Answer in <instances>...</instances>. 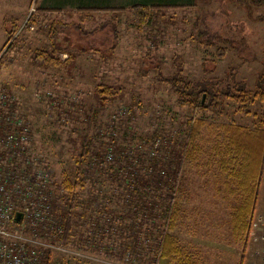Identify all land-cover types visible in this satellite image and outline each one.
<instances>
[{
    "label": "rangeland",
    "instance_id": "obj_1",
    "mask_svg": "<svg viewBox=\"0 0 264 264\" xmlns=\"http://www.w3.org/2000/svg\"><path fill=\"white\" fill-rule=\"evenodd\" d=\"M136 1L0 0L2 128L12 115L28 123L27 143L51 171L52 195L66 196L64 179H73L87 145L103 154L116 150L113 169L108 159L105 166H84L86 180L76 187L69 239H55L81 254L52 249V259L144 264L118 256L119 244L130 242L140 228L133 224L138 219L118 220L120 213L135 209V195L122 192L120 179L127 165L123 157L132 155L127 147L148 148L158 134L159 158L174 185L172 233L182 252L195 264H264V168L250 180L256 205L241 229L234 220L248 194L243 157L226 152L234 134L249 144L245 158L254 147L264 159V6L247 11L241 0H152L156 6L141 25L127 8L112 9ZM177 73L192 88L205 89L200 98L218 91L217 110L178 104L166 81ZM240 84L246 105L225 94L227 85ZM103 85L115 91L105 103L97 98ZM153 160L144 157L141 168ZM168 189L155 193L152 187L148 196L161 200ZM57 203L66 210L64 200ZM156 219L150 217L139 232L146 233ZM156 264L173 263L157 258Z\"/></svg>",
    "mask_w": 264,
    "mask_h": 264
},
{
    "label": "trees",
    "instance_id": "obj_2",
    "mask_svg": "<svg viewBox=\"0 0 264 264\" xmlns=\"http://www.w3.org/2000/svg\"><path fill=\"white\" fill-rule=\"evenodd\" d=\"M245 4L247 11L251 9V6H264V0H241ZM116 8H127V10L131 13L133 21L139 25L144 24L150 15V9L156 6V2L150 1H136L132 4H129L128 7H124L122 5ZM226 40V39H225ZM229 42V39L227 40ZM225 52L224 49L219 48V55H223ZM168 84L173 88L175 92V96L177 99V103L180 105H189L193 107V109L198 110H206V109H215L217 110L218 103H216L218 91L210 90L208 93L202 98H200V92L205 91L204 88L194 89L192 88L191 82L186 81L181 74L177 73L172 77L167 78L166 80ZM114 94V90L107 86L103 85L97 90V98L101 101V103H105L113 98V95H109V92ZM245 88L243 84L238 85L237 87H231L227 85L225 94L231 98L236 99L241 102L242 105H246L247 98L245 94ZM261 91V97L264 99V90ZM194 137V135L192 134ZM153 142L148 144V148L137 145H130L127 147L132 151V155L123 159L126 161L127 165H125V173H123L122 181L124 183L123 189L124 193L127 192L128 195H135L132 198V203L135 204V209L132 207L128 208L127 213H120L118 216L120 221H123L124 217L129 218V220H137L136 224L141 228L142 224L146 223L150 217H158L156 222L150 221L151 226L146 227L143 234L139 232L140 228L136 230L135 235L132 236V239L122 241L119 244V257H128L130 260H142L144 264H156L157 258L166 259L167 261H171L173 264H195L186 255L182 252L181 247H179V243L177 238L173 235L172 231L176 227L177 219L173 214L174 197H173V188L174 185L171 184V178L168 172V169L164 167L162 161L163 159L160 157V140H158V134L153 135ZM257 147H262V143L257 145ZM80 153L78 157V165L76 168V172L74 173L73 179L70 177H66L64 179V188L67 190V194L65 197L53 194V198L51 200L52 207L54 208V214L56 216L62 217V222L64 227V232L62 234H58L56 230L52 233V237L54 239L61 240L63 242H67L69 239V226L70 219L73 210V203L75 197L77 196L76 187L84 186V181L86 180V175L84 174V166H88L90 164H100L104 165L109 160V163L112 162V166L110 168H114L115 153L116 150H111L112 158H108V152L99 153L95 152L92 148L90 149L89 145H87ZM249 149V144L244 143L238 140V136L234 134L230 135V139L227 143L226 152L230 153L234 150V152L243 157V168L241 174L244 178V187L247 188V200L244 205H241L236 210L235 214V226L243 229L247 227L249 224L248 217H251L253 210H255L256 199H257V190L253 188L252 184H250L251 179L258 178L260 173V168L262 166L264 159L261 157V153L254 151L253 147V155L251 157L245 158V152ZM177 150L175 149V154H177ZM180 155V154H179ZM144 157H149L150 159H154L151 161L146 169L141 168V161ZM95 159V160H94ZM263 159V162H262ZM111 161V162H110ZM247 163H246V162ZM180 159L176 161V164H179ZM162 164V165H161ZM170 164V163H169ZM168 164V165H169ZM143 167V166H142ZM171 168V167H168ZM116 175V174H115ZM112 177H115L114 175ZM147 177V178H146ZM153 178V183L149 180ZM175 178V177H174ZM162 186L165 188H169L167 190V194L163 199L159 200L156 194L155 197L150 198L148 194L150 193V189L153 187L154 192L156 193ZM154 194V193H153ZM137 199L136 201H134ZM64 200V205H67L66 210L60 208V205L57 203L62 202ZM67 203V204H65ZM156 210L158 213L156 214ZM103 212V211H102ZM106 223L112 225L113 217L107 214ZM155 220V219H154ZM126 225V224H125ZM62 226V225H61ZM110 228H107L109 230ZM118 232V229L116 230ZM139 232V234H138ZM54 251L46 250L43 251L41 256V264H64V260L59 258L57 260H53L52 256Z\"/></svg>",
    "mask_w": 264,
    "mask_h": 264
},
{
    "label": "built area",
    "instance_id": "obj_3",
    "mask_svg": "<svg viewBox=\"0 0 264 264\" xmlns=\"http://www.w3.org/2000/svg\"><path fill=\"white\" fill-rule=\"evenodd\" d=\"M9 119L2 128L0 115V264H41L43 251L52 249L80 255L53 239L54 230L62 234L64 227L51 203V171L29 149L28 123ZM16 212L22 213L19 222Z\"/></svg>",
    "mask_w": 264,
    "mask_h": 264
},
{
    "label": "water",
    "instance_id": "obj_4",
    "mask_svg": "<svg viewBox=\"0 0 264 264\" xmlns=\"http://www.w3.org/2000/svg\"><path fill=\"white\" fill-rule=\"evenodd\" d=\"M22 218V213L21 212H16L14 216V220L19 222Z\"/></svg>",
    "mask_w": 264,
    "mask_h": 264
},
{
    "label": "crops",
    "instance_id": "obj_5",
    "mask_svg": "<svg viewBox=\"0 0 264 264\" xmlns=\"http://www.w3.org/2000/svg\"><path fill=\"white\" fill-rule=\"evenodd\" d=\"M80 1H82V0H80ZM84 1H85V0H84ZM122 1H128V0H122ZM138 1H150V2H154V1H152V0H138ZM177 1H180V0H177ZM99 4H100L101 6H107V3L104 4V3H102V2H99ZM108 7H111V6H108Z\"/></svg>",
    "mask_w": 264,
    "mask_h": 264
},
{
    "label": "bare ground",
    "instance_id": "obj_6",
    "mask_svg": "<svg viewBox=\"0 0 264 264\" xmlns=\"http://www.w3.org/2000/svg\"><path fill=\"white\" fill-rule=\"evenodd\" d=\"M106 138V137H105Z\"/></svg>",
    "mask_w": 264,
    "mask_h": 264
}]
</instances>
